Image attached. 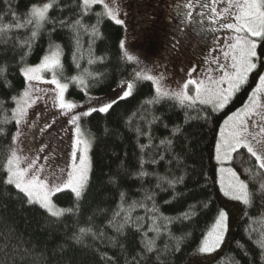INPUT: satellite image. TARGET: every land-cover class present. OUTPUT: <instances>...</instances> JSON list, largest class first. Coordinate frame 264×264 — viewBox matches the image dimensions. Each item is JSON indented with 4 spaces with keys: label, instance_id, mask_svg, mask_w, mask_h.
<instances>
[{
    "label": "trees",
    "instance_id": "16d2710c",
    "mask_svg": "<svg viewBox=\"0 0 264 264\" xmlns=\"http://www.w3.org/2000/svg\"><path fill=\"white\" fill-rule=\"evenodd\" d=\"M44 2L52 7L38 25L30 9ZM103 13L82 0H0V264H264V170L244 151L232 157V170L252 193L243 204L220 192L214 159L221 124L254 87L264 41L256 73L222 110L158 97L140 81L108 112L84 117L87 184L79 198L70 191L53 196L63 215L53 217L5 183L24 68L57 45L63 76L83 81L67 90L74 102L85 92L107 95L130 75L123 28ZM221 210L228 216L222 243L200 253Z\"/></svg>",
    "mask_w": 264,
    "mask_h": 264
},
{
    "label": "rangeland",
    "instance_id": "374dc122",
    "mask_svg": "<svg viewBox=\"0 0 264 264\" xmlns=\"http://www.w3.org/2000/svg\"><path fill=\"white\" fill-rule=\"evenodd\" d=\"M205 1L207 2V0ZM104 2L107 3L109 7L117 9L118 18L124 21V24L120 25L123 28L122 42L125 45L123 47L124 54L128 53L136 57L133 61L127 59L131 65L130 75L122 81L114 91L104 96H91L85 92L82 100L78 102L69 100L67 98L69 86L73 83L80 84L81 81L76 77L66 78L63 76L61 70V51L57 45L50 46L39 63L22 70L25 87L20 96L15 100L14 110L17 108V100L23 97L26 90L29 91L31 101L34 102L30 103V106L27 107L26 118L22 120L19 125L16 123L14 136H16L17 139L13 140V150L16 151L19 156L22 168L26 167L29 161L35 162L36 168L34 171L37 169L39 170L36 174L41 180H44L49 187L53 185H60L62 187L66 182L68 172L73 170V165H79V157L85 153L83 152L84 145L77 144L78 139H83L88 142V150L86 153L88 177L90 168V140L81 128V121L86 116L80 114L85 111H90L91 108H96L97 111L95 112H100L98 109L105 103H110L113 100L116 102L121 100L120 97L123 91L126 90L127 83L133 84L132 93L136 83L146 81L136 77L135 74L138 71L146 72L154 76L159 81L162 89L168 91L170 94L187 91L189 95L193 96L195 95L196 85L189 84L188 88L184 89V84L187 81H203V87H207L210 91H214L217 86L219 88H227L226 82L219 83L218 85L216 82L220 81L224 71H228L229 73L233 71L231 68V64L233 63L231 56L233 52L229 48V44L235 42L234 36L236 33L224 28L211 29L212 25H210L208 29H200L187 24L186 17L182 10V0H104ZM45 3L49 2H44L38 6H43ZM228 3L229 0H224V8L228 7ZM93 5H100L103 7L102 4ZM216 10V13H213L212 17H214L215 20H223L224 23L234 22V14L238 11L237 8L232 7L230 9L232 15L226 12L223 17H219L218 15L221 11L218 9ZM181 21H183V26H181ZM217 22H215V24ZM41 23L42 21L37 24L40 25ZM205 30L208 32L206 33ZM210 30L212 32H210ZM252 39L257 40L258 48V44L261 40L257 37H253ZM225 51L229 52L228 57L224 56ZM53 53L57 54V58L60 61L59 66L55 67L54 70L40 69L38 72L30 73L41 79L32 81L27 80L24 71L28 68L39 67L43 63L44 58L46 56H52ZM256 59L257 61L259 60L258 55L254 58L255 63ZM221 66L224 67L222 68ZM255 69L248 73L247 78L252 73H256L257 70L255 71ZM262 75H264V59L262 61V68L257 72L254 87L247 100L240 109L230 114L221 124L217 132L214 148V159L217 169L216 177L219 190L226 198L240 203L243 202L232 199L230 196L224 194L225 190L228 189L229 183L235 182V178L231 175V172L228 171L229 169L232 170V159L225 160L223 158V141L232 130L236 114H239V118H244L245 105L249 104V98L259 83V77ZM53 78L60 84H67V89L64 91V100L66 103H73L76 105L71 111L59 107V88L56 84L50 82ZM148 82L153 85L155 90L156 85L151 81ZM235 94L236 92L234 95ZM165 97L180 102L172 95ZM258 99L260 104L264 106V92L258 94ZM197 103L200 104L199 102ZM184 104L189 103L184 102ZM201 105L213 109L212 104ZM263 113L264 107L257 109V113L249 120L250 130L253 120L257 123L264 122L262 117H260ZM74 115L80 116L76 124L70 122ZM229 117H234V119L229 120ZM14 119L16 122L17 117L15 115ZM48 125H51V127H48ZM77 125H79V132H77ZM217 144L221 145L220 160L217 159ZM239 151L247 153L244 148L239 149L238 152ZM73 152L76 153L75 159H73L72 156ZM236 153H232V157ZM63 191L72 192L71 189L67 188L63 189ZM55 194L56 193H53L50 197L52 203V198ZM73 194L75 195V193ZM37 205L40 206L39 204ZM55 208L59 210L56 206ZM44 210L48 212L46 209Z\"/></svg>",
    "mask_w": 264,
    "mask_h": 264
},
{
    "label": "snow or ice",
    "instance_id": "6c2138e0",
    "mask_svg": "<svg viewBox=\"0 0 264 264\" xmlns=\"http://www.w3.org/2000/svg\"><path fill=\"white\" fill-rule=\"evenodd\" d=\"M218 0H212V3H217ZM93 4H102L104 8V15L110 20L114 21L117 25L124 24V21L118 18V10L112 7H109L104 0H83V7L88 9L90 5ZM188 8H191V0H189L186 5ZM52 7L51 3H45L43 6H33L30 9V15L34 17L39 23L46 19L49 9ZM202 7H207V5H202ZM235 7L238 9L237 13L234 14V22H226L221 25L222 28L232 30L236 33L234 36V43L229 44V48L232 50L233 54L231 59L233 63L231 68L233 71L229 73L228 71L223 72L219 83H227V88H217L214 91H210L209 88L203 87V81L197 82L194 80H189L184 84V89L188 88L189 84H195V95H189L187 91H181L179 93H169L166 90H163L159 81L152 75L147 74L146 72L138 71L135 75L138 79L151 81L155 87V91L158 97H165L172 95L182 104L188 102L191 106L199 102L200 104H212L213 111L221 110L226 107L235 92H238L241 87L247 81V75L253 69L257 67L254 62V58L257 57V40L252 39L253 37L259 38L261 41H264V0H229L228 7L224 8L222 11L227 12L230 15V9ZM216 8L212 7L211 12L216 13ZM99 15V14H98ZM186 15L191 17V12H187ZM203 15V13H201ZM181 26H183V21H181ZM17 27H22V25H17ZM94 34H96L95 28L93 29ZM33 36L36 35L35 32L32 33ZM125 45L122 42L121 47ZM238 53V54H237ZM126 58L129 61L136 59L135 56L125 53ZM224 56L228 57L229 52L225 51ZM60 61L57 58V54L53 53L52 56H46L43 60V63L37 68H28L24 71V75L27 80H39L41 79L38 76L31 75L30 73H35L40 71V69H55L59 66ZM222 68L224 66H221ZM2 71V70H0ZM194 71V69H193ZM53 84H56L59 88V107L61 109H66L71 111L76 107L73 103H66L64 100V91L67 89V84H60L55 78L50 81ZM83 83V81H81ZM133 88L132 83H127L126 90L123 91L121 99L129 96ZM264 92V75L259 77V83L257 87L253 90L252 95L249 98V104L245 105L244 108V118H239V114H236L235 122L233 124L232 130L229 132L228 136L223 141V158L225 160L232 159V153L238 152L239 149H246L247 153L251 157L255 158V161L258 163L259 168L264 170V122L257 123L252 121L251 130L249 127V120L251 117L257 113V109L264 107L260 104L258 99V94ZM15 99V98H14ZM31 96L29 91H25L23 97L20 100H17V108L14 110V115L17 117L16 123L19 125L22 120L27 116V107L30 106ZM116 101L113 100L110 103H105L98 111L106 113L109 109L115 104ZM97 111L96 108H91L90 111H85L80 115L88 116L91 112ZM80 119L79 115H74L71 118V123L76 124ZM234 117H229V120H233ZM264 120V116H262ZM227 123V121H226ZM51 127V125H48ZM79 125H77V132H79ZM17 137L13 136V140H16ZM77 144H83L84 155L79 157V165H73V170L68 172L66 182L61 187L60 185H49L41 180L40 177L36 174L38 169L36 168L34 161H29L27 166L21 167V160L17 155L16 151H12L10 157L7 159L6 172L7 178L5 180L6 184L14 185L17 190L24 193L28 198L30 203H37L43 209H46L53 217H59L63 215L65 210H57L53 205L50 197L53 193H58L63 191V189H71L75 196L79 198L86 187L87 184V150L88 142L83 139H78ZM217 159H221V145L217 144ZM73 159L76 158V153H72ZM231 172V175L235 178L234 183H229L228 189L225 190L224 194L230 196L232 199L242 201L244 204H249L251 202L252 193L249 191L248 184L240 180L237 174L231 169L228 170ZM260 190L264 192V184L260 185ZM227 213L223 210L219 212V215L212 226L211 230L207 233L206 238L202 242L201 247L199 248L200 253H211L216 248L220 246V243L223 240L224 232L227 227ZM261 246L264 247V242L261 243Z\"/></svg>",
    "mask_w": 264,
    "mask_h": 264
},
{
    "label": "flooded vegetation",
    "instance_id": "af4514ba",
    "mask_svg": "<svg viewBox=\"0 0 264 264\" xmlns=\"http://www.w3.org/2000/svg\"><path fill=\"white\" fill-rule=\"evenodd\" d=\"M182 2V10L184 16L186 17L187 24L193 25L200 29H208L210 25H212L211 29L222 28L221 25L224 23V21L215 20L214 17H212L213 13L211 12V8L215 7L221 11L218 16L223 17L226 13L222 11L224 9V0H218V2L215 4L212 3V0H207V2L205 0H191V8L186 6L189 0H182ZM202 5H207V7H202ZM189 11L191 12V17L186 15V13ZM201 13H203V15H201ZM215 22L217 23L215 24ZM205 32L207 33L208 31L205 30ZM210 32L212 31L210 30ZM262 116H264V113L260 117Z\"/></svg>",
    "mask_w": 264,
    "mask_h": 264
}]
</instances>
